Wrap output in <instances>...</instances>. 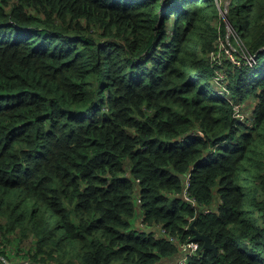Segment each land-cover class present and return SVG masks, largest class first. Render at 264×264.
Masks as SVG:
<instances>
[{"label":"trees","instance_id":"obj_1","mask_svg":"<svg viewBox=\"0 0 264 264\" xmlns=\"http://www.w3.org/2000/svg\"><path fill=\"white\" fill-rule=\"evenodd\" d=\"M223 9L239 63L212 57ZM245 173L264 182V0H0V231L39 264H166L196 232L218 252L188 264H264Z\"/></svg>","mask_w":264,"mask_h":264},{"label":"rangeland","instance_id":"obj_2","mask_svg":"<svg viewBox=\"0 0 264 264\" xmlns=\"http://www.w3.org/2000/svg\"><path fill=\"white\" fill-rule=\"evenodd\" d=\"M222 18L224 17L226 21V29H227V41L224 38L220 39L217 53L220 54V59L224 61L225 56H230V58L234 62H240L241 59L233 52L237 48L232 46H228L227 42L232 44L231 39L234 37L238 40L240 45H244L243 41L241 40V36L236 32L231 24V21L228 18L227 11L225 9L222 10ZM220 22L218 23L219 26ZM233 48V50H232ZM242 57L247 58V61L255 59V56L252 58L246 57L243 55ZM245 118L247 120H251L253 122V116L251 109L245 108ZM253 177V176H252ZM251 176L248 177L247 173L242 174L240 176V184L243 189L245 203L250 208L251 211L258 212V214H263L262 209H264V182L262 179L254 181ZM256 184V186H255ZM254 187H256V191H254ZM255 198H258L263 204L261 205L260 209L255 205ZM35 248V238L33 235L26 233L24 234L20 227H16L11 231H0V261L4 262V258L11 260L13 259L14 262H17L18 259L20 261L31 262L33 264H39L38 261H35L31 256L33 253V249ZM7 256V257H6ZM31 259V260H30ZM27 262V263H28Z\"/></svg>","mask_w":264,"mask_h":264},{"label":"built area","instance_id":"obj_3","mask_svg":"<svg viewBox=\"0 0 264 264\" xmlns=\"http://www.w3.org/2000/svg\"><path fill=\"white\" fill-rule=\"evenodd\" d=\"M212 57L216 62L222 63V60L220 59V54L217 53V51L212 52ZM249 62H252V60H250ZM214 79H215V83L217 86V93L220 96H222L223 98H225L226 100H228L232 104L233 109H234V114H233L234 117L237 118V120L241 121V122L242 121H251L250 119L247 120L245 118V113H244L245 112V105L242 102L236 101L233 98L231 91L227 85L226 74L222 70H218ZM192 134H196V131H193ZM182 139H184V137H182ZM190 179H191V173H189L186 177V185H185L184 190L182 192V196L184 197L185 200L189 201L193 206L197 207L199 205L198 201L196 200L195 197H193L191 195V193L189 191ZM211 211H212L211 207L204 208L205 213H208ZM193 218H191L190 222L193 220ZM140 224L143 226L147 225V224H145L144 217L140 219ZM188 225L186 226V228H188ZM155 227L157 229L156 235L162 236V235L168 233L167 228L164 227L162 223H158ZM170 239L177 242L179 245V254L170 264H188L191 258H193V257L200 258L203 254V252H202L203 248L200 244V241L193 239V237L189 238V239H185L183 241H180L178 236L170 235ZM27 262L20 261V262H16V263H9V262H5V261L4 262L0 261V264H33L31 262H28V263Z\"/></svg>","mask_w":264,"mask_h":264},{"label":"water","instance_id":"obj_4","mask_svg":"<svg viewBox=\"0 0 264 264\" xmlns=\"http://www.w3.org/2000/svg\"><path fill=\"white\" fill-rule=\"evenodd\" d=\"M193 239L199 240V241H203L205 248H207L209 250H213L215 253L218 252L217 245L212 241V238L209 235L203 234V233H200V232H196V234L193 237Z\"/></svg>","mask_w":264,"mask_h":264},{"label":"crops","instance_id":"obj_5","mask_svg":"<svg viewBox=\"0 0 264 264\" xmlns=\"http://www.w3.org/2000/svg\"><path fill=\"white\" fill-rule=\"evenodd\" d=\"M4 261H5V262H9V263H16V262H14L13 259L8 260V259L4 258ZM21 261H22V260H21ZM17 262H20V259H18ZM169 262L172 263V260L167 261L166 264H170Z\"/></svg>","mask_w":264,"mask_h":264}]
</instances>
